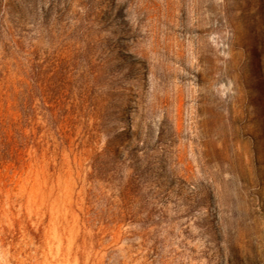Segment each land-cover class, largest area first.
<instances>
[{
  "label": "rangeland",
  "instance_id": "374dc122",
  "mask_svg": "<svg viewBox=\"0 0 264 264\" xmlns=\"http://www.w3.org/2000/svg\"><path fill=\"white\" fill-rule=\"evenodd\" d=\"M0 264H264V0H0Z\"/></svg>",
  "mask_w": 264,
  "mask_h": 264
},
{
  "label": "trees",
  "instance_id": "16d2710c",
  "mask_svg": "<svg viewBox=\"0 0 264 264\" xmlns=\"http://www.w3.org/2000/svg\"><path fill=\"white\" fill-rule=\"evenodd\" d=\"M18 123H19L18 121H17V122H15V125H18ZM17 133H19V132L17 131Z\"/></svg>",
  "mask_w": 264,
  "mask_h": 264
}]
</instances>
